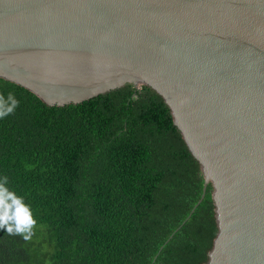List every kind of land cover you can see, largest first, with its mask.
Segmentation results:
<instances>
[{
  "label": "water",
  "instance_id": "obj_1",
  "mask_svg": "<svg viewBox=\"0 0 264 264\" xmlns=\"http://www.w3.org/2000/svg\"><path fill=\"white\" fill-rule=\"evenodd\" d=\"M0 77L51 106L155 88L217 188L209 264H264V0H0Z\"/></svg>",
  "mask_w": 264,
  "mask_h": 264
},
{
  "label": "trees",
  "instance_id": "obj_2",
  "mask_svg": "<svg viewBox=\"0 0 264 264\" xmlns=\"http://www.w3.org/2000/svg\"><path fill=\"white\" fill-rule=\"evenodd\" d=\"M9 93L19 105L0 119V176L37 227L29 241L0 230V264L210 263L217 188L161 93L126 85L51 106L0 77Z\"/></svg>",
  "mask_w": 264,
  "mask_h": 264
},
{
  "label": "clouds",
  "instance_id": "obj_3",
  "mask_svg": "<svg viewBox=\"0 0 264 264\" xmlns=\"http://www.w3.org/2000/svg\"><path fill=\"white\" fill-rule=\"evenodd\" d=\"M6 101L11 103L6 104ZM18 105L19 101L13 94L9 93L6 97L0 95V119L12 114ZM8 185V177L0 176V230L29 241L35 235L37 220L31 206L24 202V197L18 196Z\"/></svg>",
  "mask_w": 264,
  "mask_h": 264
}]
</instances>
